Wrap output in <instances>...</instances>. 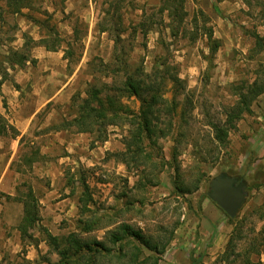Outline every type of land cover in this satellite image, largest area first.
<instances>
[{"label": "rangeland", "instance_id": "obj_1", "mask_svg": "<svg viewBox=\"0 0 264 264\" xmlns=\"http://www.w3.org/2000/svg\"><path fill=\"white\" fill-rule=\"evenodd\" d=\"M28 3L29 8L22 14L4 13L0 23V61L3 62L8 48H21L23 33L36 41L47 36L48 43L57 47L51 51L57 58L53 61L63 65L68 83L59 99L37 114L34 126L20 141V149L13 158L12 168L19 173L16 191L11 199L0 195V264H28L30 260L25 255L30 245L37 249L36 264H46L47 259L56 261V254L44 241L42 229H50L53 235H67L77 231V219L81 215L86 217L90 211L108 214L113 221L125 222L151 236L164 238L172 231L159 264H212L223 251L234 226L207 195L211 179L221 173L244 182L246 198L236 216L243 220V236H252V229L260 230L263 224L260 216L264 214V119H256L255 115L260 96L252 104L255 108L252 114L244 115L236 122L237 129L230 131L226 147L212 141L213 134L206 123L224 120L226 110L237 100L232 86L253 81L258 64L264 62V54L254 55L250 51L254 43L251 32L256 30L264 37V0H183L182 21L178 18L172 21L167 12H160L163 0H28ZM0 5L6 10L5 0H0ZM30 17L40 20L41 26ZM205 23L220 41L213 54L204 35ZM100 24L107 30L99 31ZM48 30L57 34L50 35ZM117 34L120 43L116 53L122 65L114 59ZM67 41L74 43L69 60L63 57ZM162 60L176 69L184 89H179L178 95L177 112L182 116L175 117L181 131L159 140L168 164L159 173L156 186H136V171L116 159L115 154L123 150L126 126L109 127L104 142L97 141L95 133H80L78 147L74 145L76 149L69 152L51 143L53 139L47 134H53L63 120L75 116L71 98L74 94L84 97L87 84L110 83L108 74L113 68L119 69L120 74L138 66L149 72L155 62ZM6 68L4 61L0 64V78L6 76ZM23 89L28 91L29 83ZM173 91L168 84L166 96L170 98ZM123 102L133 110L138 109L139 102L134 97L124 98ZM52 109L58 121L44 126ZM66 133L76 132L68 129ZM176 165L189 186L200 175L195 191L184 196L177 194ZM52 180L62 186L50 199L55 205L51 207L54 212L47 214L46 204L39 202L40 222L30 231L31 237L21 239L17 226L22 204L13 197H20L31 186L40 199ZM82 182L92 197V203L85 208L78 202ZM63 198H66L60 202L63 205L56 206ZM103 234L104 230H97L90 236L100 239ZM40 241H43L41 249L37 248ZM253 260L264 264V245Z\"/></svg>", "mask_w": 264, "mask_h": 264}, {"label": "trees", "instance_id": "obj_2", "mask_svg": "<svg viewBox=\"0 0 264 264\" xmlns=\"http://www.w3.org/2000/svg\"><path fill=\"white\" fill-rule=\"evenodd\" d=\"M246 3L249 5L250 2L246 1ZM5 4L6 10L0 5V23L4 20L5 11L11 14H22L23 9L29 8L28 0H5ZM182 8L183 0H163L160 12H167L166 15L172 21L175 18L182 21L185 15ZM117 18L120 21L119 16ZM30 20L38 26L42 24L36 18L30 17ZM106 30L100 24L99 31ZM203 31L210 53L213 54L219 48L220 41L213 37V31L206 26V23L203 25ZM48 34L54 35L57 32L48 30ZM22 35L24 39L22 47L20 49L11 47L5 52L3 62L5 61L10 68L26 61L34 63L35 60L30 58V51L34 46L42 45L48 51H55L57 48L48 43L47 36L35 41L26 33ZM74 36L77 37L76 29H74ZM251 36L254 43L250 51L254 55L264 54V37L256 30L251 32ZM72 41L66 42L63 54V57L68 60L73 56ZM119 43L120 38L117 34L114 39V59L117 62L120 61L122 65L123 62L116 53ZM3 62L0 61V64ZM157 63L155 62L149 72H145L141 66H138L133 71L124 70L120 74L119 69L113 68L108 74L110 83L87 84L84 97L74 94L71 98L72 105L75 107V116L71 120H63L54 128V130L71 129L76 133H95L96 140L104 142L107 140L109 127L126 126V134L122 137L123 150L115 154V157L127 168L136 171L138 176L136 186L144 188L156 186L159 183V173L168 164L162 155L159 140L173 132L177 135V132L181 131L175 117L178 116L177 110L180 105L178 95L179 89H184L183 81L176 69L171 68L166 61ZM124 65L127 69L128 66ZM7 75L6 73V76L0 78V84L5 79H9ZM10 81L15 88H18L13 80ZM168 84H171L174 89L170 98L165 94ZM232 90L237 100L226 110L224 120L222 122L208 120L206 123L212 131V141L221 147L228 145L230 131L237 129L236 122L244 115L252 114L253 102L258 96L264 94V62L258 64L253 81L233 85ZM131 97L139 102L137 110L131 109L123 102L124 98ZM181 116L180 114L178 117ZM0 135L11 137L19 135L1 114ZM23 137L21 136L20 141ZM172 153H177L175 147L172 148ZM174 170L177 175L174 189L178 195L184 196L198 188L200 175L189 186L184 183L177 165ZM81 188L78 202L80 207L85 208L92 203V197L87 194L88 188L84 182L81 183ZM2 196L5 199L12 198L6 194ZM13 198L22 204V216L17 226L20 238L31 237L30 231L39 224L41 219L39 198L31 186H27L20 197ZM228 219L233 222V229L223 251L212 264H260L259 261H254L253 257L259 256L261 247L264 245V214L260 216V220L263 221L260 230L252 229V236H243L241 218L228 217ZM76 229L77 231L62 236L53 235L46 228L42 229L45 243L57 256L54 262L50 259L45 260L46 264H159L160 256L169 244L172 233V231L169 232L164 238L147 235L141 229H135L125 222L113 221L108 214H96L91 211L86 217L81 215L77 219ZM97 230H104L100 239L90 236Z\"/></svg>", "mask_w": 264, "mask_h": 264}, {"label": "crops", "instance_id": "obj_3", "mask_svg": "<svg viewBox=\"0 0 264 264\" xmlns=\"http://www.w3.org/2000/svg\"><path fill=\"white\" fill-rule=\"evenodd\" d=\"M30 58L34 59L35 62L26 61L21 65H15L13 68H10L7 64L6 70L8 71L7 74H9L8 77L11 76L10 80H13L18 85V88H15L9 79H5L0 84V114L19 133L17 137L0 135V195L6 194L11 197L14 195L18 185L17 179L19 173L12 168V161L20 149V138L30 132L34 126L37 114L47 104L59 99L62 95L60 92L64 90V87L68 83L65 81L66 76L64 75L63 65L59 66L57 61L54 62L53 60L56 56L53 52L46 50L44 46L37 45L32 47ZM27 83L30 85L28 91L23 89ZM258 103L259 105L256 104V109H258L255 114L257 115L256 119L261 118L263 121L264 94L260 95ZM252 110L254 111L255 108L252 107ZM54 111L55 109H52L47 113L44 126L58 121L56 119L57 117L52 113ZM253 132H255V129L251 130V133ZM79 134H67L66 130H56L53 134L47 135H51L50 138L53 139L51 143L59 144L69 152L76 149L74 145L78 147L76 142L78 141L77 135ZM42 151L44 152V150ZM60 187L62 186H59L58 183L55 184L54 180H52L49 187L44 189V195L39 199L40 203L44 202L46 204L47 214L54 212L51 207L55 205L51 203L50 199H53ZM3 198L5 197L3 196ZM64 200L66 198L57 201L55 203L56 206L63 205L60 202H64ZM20 212L22 214V210ZM42 244L43 241H40L37 248L41 249ZM27 248L25 257L30 260L28 264H36L34 261H36L37 249H33L34 247L32 245Z\"/></svg>", "mask_w": 264, "mask_h": 264}, {"label": "water", "instance_id": "obj_4", "mask_svg": "<svg viewBox=\"0 0 264 264\" xmlns=\"http://www.w3.org/2000/svg\"><path fill=\"white\" fill-rule=\"evenodd\" d=\"M208 197L230 218H235L246 198L242 179L225 173L213 177L209 183Z\"/></svg>", "mask_w": 264, "mask_h": 264}]
</instances>
